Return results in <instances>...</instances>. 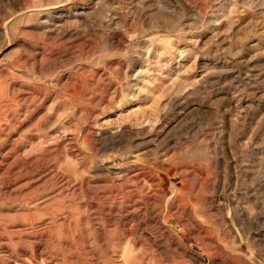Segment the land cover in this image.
<instances>
[{
	"label": "rangeland",
	"instance_id": "rangeland-1",
	"mask_svg": "<svg viewBox=\"0 0 264 264\" xmlns=\"http://www.w3.org/2000/svg\"><path fill=\"white\" fill-rule=\"evenodd\" d=\"M40 162L50 182L19 192ZM73 200L114 256L100 238L51 264H264V0H0V223L49 205L57 233Z\"/></svg>",
	"mask_w": 264,
	"mask_h": 264
},
{
	"label": "bare ground",
	"instance_id": "bare-ground-1",
	"mask_svg": "<svg viewBox=\"0 0 264 264\" xmlns=\"http://www.w3.org/2000/svg\"><path fill=\"white\" fill-rule=\"evenodd\" d=\"M19 86V85H18ZM21 88V87H20ZM19 89V88H18ZM17 90V89H15ZM13 91V90H12ZM26 91V90H25ZM27 94V93H26ZM31 94V93H30ZM21 95V94H20ZM38 95V94H37ZM29 96V95H28ZM27 97V95L25 96ZM17 98H20L19 96ZM22 98V97H21ZM16 100V99H15ZM14 100V101H15ZM21 101V100H20ZM28 103V102H27ZM23 111V110H22ZM25 111V110H24ZM13 114V113H12ZM11 114V115H12ZM14 115V114H13ZM41 163V162H40ZM44 163V162H43ZM47 164V163H46ZM46 164H42L39 165L37 168L34 167V169L36 168V171L33 173L32 172H29L28 173V170H27V174L24 175V178H25V182L20 186L18 187V190L19 192H21V190L24 188L30 190L29 193L33 192V191H37V189H39V191L41 190L40 188L44 187L45 184L48 182L49 179H47V176L49 175V172L46 174L45 177H42L39 178V179H35V175L38 174L39 172H41L42 170H47L45 169V165ZM50 164V163H49ZM37 165V164H36ZM49 168V167H48ZM51 169V168H50ZM38 170H41L39 171L38 173H36ZM53 170V169H52ZM55 170V169H54ZM25 172V171H24ZM46 172V171H45ZM51 173V172H50ZM60 174V173H59ZM61 175V174H60ZM175 175V174H174ZM20 176V175H19ZM40 176V175H39ZM56 177V176H54ZM63 177V176H62ZM66 177V176H65ZM128 177V176H127ZM17 178V177H16ZM15 178V179H16ZM61 178V177H60ZM14 179V180H15ZM57 179V178H56ZM141 179V178H140ZM55 180V179H54ZM68 180V179H66ZM73 182H74V179H72ZM137 180V179H136ZM57 181V180H56ZM65 181V180H64ZM205 181V180H204ZM10 182V181H9ZM50 182V180H49ZM71 182V181H70ZM17 183V182H16ZM11 184V183H10ZM179 184V183H178ZM7 185V183H6ZM20 185V184H19ZM60 185V184H59ZM63 185V184H62ZM82 185V184H80ZM137 185V184H136ZM9 186V184H8ZM79 186V185H78ZM10 187V186H9ZM65 186H63L64 188ZM69 187V186H68ZM199 187V186H198ZM70 188V187H69ZM79 188V187H78ZM87 188V187H86ZM45 189V187H44ZM71 189V188H70ZM73 189V188H72ZM56 190V189H55ZM78 190V189H77ZM132 190V189H131ZM5 191V189L3 190ZM8 191V190H7ZM11 191V190H10ZM60 191V190H59ZM66 191V190H65ZM64 191V192H65ZM68 191V190H67ZM71 191V190H70ZM69 191V192H70ZM17 192V191H16ZM26 192V191H25ZM55 192V191H54ZM72 192V191H71ZM79 192V190H78ZM81 192V191H80ZM131 192V191H130ZM129 192V193H130ZM135 192V191H134ZM143 192V191H142ZM9 193V192H8ZM12 193V192H10ZM14 193V192H13ZM22 193V192H21ZM137 193V192H136ZM163 193V192H162ZM62 194V193H61ZM76 194V193H75ZM88 194V193H87ZM119 194V193H118ZM15 195V194H14ZM68 195V194H67ZM129 195H133L132 194H129ZM139 195V194H138ZM164 195V194H163ZM2 193H1V197H2ZM60 196V195H59ZM114 196V195H113ZM135 196V195H134ZM166 196V195H165ZM14 197V196H13ZM28 197V196H27ZM58 197V196H57ZM67 197V196H66ZM69 197V196H68ZM71 197V196H70ZM97 197V196H96ZM104 197V196H103ZM132 197V196H131ZM10 198V197H9ZM34 198V197H33ZM52 198V197H51ZM83 198V197H82ZM100 198V196H99ZM166 198V197H165ZM164 198V199H165ZM19 199V198H18ZM81 199V198H80ZM104 199V198H103ZM161 199V197H160ZM23 200V199H22ZM25 200V199H24ZM27 200V199H26ZM76 200V198H75ZM78 200V199H77ZM105 200H107L105 198ZM113 200V198H112ZM140 200V199H139ZM14 201V200H13ZM18 201V200H17ZM56 201V200H55ZM133 201V200H132ZM136 201V200H135ZM145 201V200H144ZM16 202V201H15ZM66 202V200H65ZM116 202V200H115ZM146 202V201H145ZM17 203V202H16ZM31 203V202H30ZM50 203V202H49ZM110 203V202H109ZM129 203V202H128ZM134 203V202H133ZM136 203V202H135ZM139 203V202H138ZM153 203V202H151ZM45 204V203H44ZM144 204V203H143ZM148 204V203H147ZM176 204V203H175ZM43 205V204H42ZM41 205V206H42ZM132 205V204H131ZM130 205V206H131ZM135 205V204H133ZM156 205L159 207V211H158V219L160 217H162L163 215V207H164V202L162 201V199L160 201H158L156 203ZM16 206V205H15ZM59 206V205H58ZM108 206V204H107ZM140 206V205H139ZM145 206V205H144ZM12 207V206H11ZM51 207V206H50ZM124 207V206H123ZM147 207V205H146ZM21 208V207H20ZM19 208V209H20ZM27 208L29 209V207L27 206ZM33 208V207H31ZM47 208H49V205H44L43 207H34L33 210H35L33 213L30 212V210H22L23 208H21V210H17V218L16 219H13V220H10V221H6V222H3V223H0V247L3 248V249H7L10 250L12 249L13 246H16L19 248V251L18 253H12V251H8L9 253H11V255H19L20 258H24L26 260H30L31 261H35V260H39V262L41 261V264H51V261H49L50 257L52 256H49L50 254V251H52V249L56 250L58 253L57 255H68V251H71V248H79V249H82V248H85L86 244L91 247L93 244H98L97 242V239H100L102 238L103 236L105 237V232L103 233V235L100 237V238H97L96 236L97 233H96V228L95 226H93V224L91 223L89 226V230L86 234H83L81 233L83 231V228L81 227V223H80V219L81 217L83 216V211L84 209L82 208V204L81 202H76L73 200L72 204L71 203H63L60 205V207H57L55 208L54 210H51L53 208H51L50 210L54 212V214L58 213V212H66V215H62L64 216L63 217V222L62 223H58L57 225H53V226H57L58 227V232H54V230L56 228H53L51 226H42V227H39L37 228L36 226V223L40 222L41 220H38L37 217L39 216H43L45 215L46 213L47 214H50V211L48 212L47 211ZM108 208V212L107 213H103L102 211L98 212V213H95L97 215H101L103 217V219L105 220V223L107 224V227L109 228H113L112 231H117V234L122 237V238H127V242H129V240L138 234L140 232H138V229L140 226H143L145 223H143L142 221L138 220V216H136V213L135 211H133V213H130V214H127L125 216H119V215H113L112 214V211H111V207H107ZM118 208V207H117ZM120 208V207H119ZM141 208V207H140ZM154 208V207H153ZM3 209V208H2ZM5 209V208H4ZM11 209V208H10ZM9 209V210H10ZM17 209V208H16ZM86 209V208H85ZM98 209V208H96ZM134 209V207H133ZM90 210V209H89ZM88 210V211H89ZM137 210V209H136ZM145 210V209H144ZM14 211V210H13ZM40 211H44L43 214L39 213ZM87 210H85L86 212ZM125 211V210H124ZM127 211V210H126ZM1 212V211H0ZM11 212V211H10ZM116 212V211H115ZM145 214L147 213V211H144ZM172 212V211H171ZM15 213V212H14ZM71 213H76L78 214L77 217H73L71 216ZM117 213V212H116ZM151 213V211H150ZM156 213V212H155ZM52 214V213H51ZM126 214V213H125ZM144 214V215H145ZM90 215H91V212H90ZM94 215V214H93ZM121 215V214H120ZM143 215V214H142ZM50 216V215H49ZM96 216V215H95ZM146 216V215H145ZM58 217V216H57ZM85 217V216H83ZM55 218V217H54ZM60 218V217H59ZM89 218V216H88ZM87 218V219H88ZM96 218L102 220V218L100 216H97ZM56 219V218H55ZM93 219V218H92ZM157 219V220H158ZM161 219V218H160ZM159 219V220H160ZM49 220V219H48ZM47 220V221H48ZM156 220V221H157ZM44 221V220H43ZM56 221V220H55ZM135 221H137V225H134L136 226L134 228H130V224L134 223ZM73 222V224H72ZM88 222V220H87ZM155 222V221H154ZM160 222V221H159ZM89 223V222H88ZM157 223V222H156ZM52 224V222H51ZM148 224V223H147ZM36 225V226H35ZM152 225V224H151ZM156 225V224H155ZM41 226V225H40ZM101 226V225H100ZM99 226V227H100ZM132 227V226H131ZM150 227V226H149ZM101 228V227H100ZM105 228H106V225H105ZM141 228V227H140ZM98 230V229H97ZM103 230V229H101ZM108 230V229H107ZM87 231V230H86ZM144 232V231H143ZM155 232V231H154ZM94 234L93 237L94 240L89 244H88V241L89 239L91 238V235ZM141 234V233H140ZM143 234V233H142ZM151 234V233H150ZM100 235V234H99ZM154 235V234H153ZM138 236H142V235H139ZM137 236V237H138ZM146 236V235H145ZM92 237V238H93ZM134 237V238H135ZM136 237V238H137ZM150 237V236H149ZM91 238V239H92ZM106 238V237H105ZM121 238V239H122ZM129 238V239H128ZM146 238V237H145ZM151 238V237H150ZM53 239V240H52ZM84 239V240H83ZM77 240L80 242V244H78ZM109 239L105 240L104 238L101 239L102 241V244L101 246L104 247L105 251H106V254L108 255L109 258H112V255L114 253V249H115V246L112 245L109 241ZM132 240V239H131ZM139 240V238H138ZM116 241V240H115ZM120 241V240H119ZM139 241H142V240H139ZM96 242V243H95ZM126 242V241H125ZM135 242V241H134ZM168 242V241H167ZM100 243V241H99ZM113 243V242H112ZM129 244V243H128ZM133 244V243H132ZM152 244V243H151ZM100 246V245H99ZM154 246V245H152ZM177 246V245H176ZM168 247V243H165V244H161L160 246L159 245H156L155 244V248L157 250V252L159 251V254L162 255V257L164 258H174L175 256L176 257H182L180 254L178 255H175V256H168L167 254L165 255V253H163V250L166 249ZM179 247V246H178ZM154 248V249H155ZM169 248V247H168ZM78 249V251H79ZM138 249V248H137ZM177 249V248H176ZM75 250V249H74ZM88 250V249H87ZM85 250V251H87ZM73 251V249H72ZM71 251V252H72ZM82 251V250H80ZM85 251H82L84 252V256L83 258L85 257H88V255H91L92 256V260L89 264H99V260L98 258H95V256L92 254V250H89L88 252H85ZM104 251V252H105ZM70 253V252H69ZM74 253V251L72 252ZM71 253V254H72ZM76 253V252H75ZM80 254V252H77ZM125 253V252H124ZM49 254V255H48ZM105 254V255H106ZM173 254V253H172ZM10 255V254H9ZM52 255V254H51ZM99 255V254H98ZM125 254H123L124 256ZM131 255V254H130ZM116 256V255H115ZM14 257V256H12ZM59 257V256H58ZM77 257V255H76ZM82 257V256H81ZM19 258V259H20ZM53 258V257H52ZM128 257H126L127 259ZM191 258V257H190ZM69 259V258H68ZM67 259V261H69ZM77 259V258H76ZM118 259V258H117ZM121 259V258H120ZM123 259V257H122ZM130 259V258H129ZM64 260V259H63ZM62 260V261H63ZM73 260V259H71ZM1 261V260H0ZM112 261V260H111ZM125 261V259H124ZM129 261V260H128ZM127 261V263H128ZM14 262V261H13ZM77 262V261H76ZM79 262V261H78ZM81 262V260H80ZM79 262V263H80ZM122 262V261H121ZM180 262V261H179ZM54 263V262H53ZM65 263V262H64ZM126 263V262H125ZM163 263V262H162ZM7 264V263H6ZM59 264V263H58ZM62 264V263H61ZM71 264V263H70ZM81 264V263H80ZM122 264V263H120ZM124 264V263H123Z\"/></svg>",
	"mask_w": 264,
	"mask_h": 264
}]
</instances>
